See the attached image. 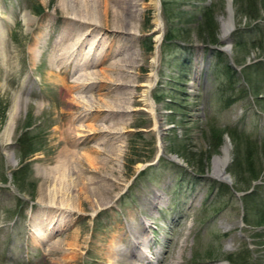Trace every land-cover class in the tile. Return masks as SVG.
I'll return each instance as SVG.
<instances>
[{
  "label": "rangeland",
  "instance_id": "374dc122",
  "mask_svg": "<svg viewBox=\"0 0 264 264\" xmlns=\"http://www.w3.org/2000/svg\"><path fill=\"white\" fill-rule=\"evenodd\" d=\"M101 1L80 23L65 0H0V264H264V0H159L158 30L152 0ZM205 5L234 89L202 46Z\"/></svg>",
  "mask_w": 264,
  "mask_h": 264
},
{
  "label": "bare ground",
  "instance_id": "6f19581e",
  "mask_svg": "<svg viewBox=\"0 0 264 264\" xmlns=\"http://www.w3.org/2000/svg\"><path fill=\"white\" fill-rule=\"evenodd\" d=\"M101 1V0H100ZM99 0H94V4H87V3H84V5L82 6L83 7V10H85V11H88V12H91L90 10L92 9V10H94L95 12H102V14L103 13H105V14H107L108 12H109V10H110V8H109V5L108 4H104V3H102V1L100 2ZM71 2V1H70ZM152 3H153V5H154V7H155V10H156V12H155V24H156V27H155V29H161L162 28V21H161V18H160V12H159V0H152ZM230 5H231V7H230V15L228 16V18L227 19H224L225 21H224V24H223V27H224V31H225V33L227 34L228 32H230L231 30H232V28L234 27V11H233V8H232V4H231V2L229 3ZM63 7V10H64V13L67 15V17L71 20V21H73V22H80L81 23V0H74V2H72L71 4H69V3H67V1L65 0V4L62 6ZM99 12V13H100ZM29 13H26L24 16H25V20L27 21H29L30 20V18L29 17H27V15H28ZM83 15H85L84 13H83ZM97 15V14H96ZM103 17H105V16H103ZM29 18V19H28ZM85 19V18H84ZM91 30H94L93 28L91 29ZM75 31H77V32H75ZM90 30H87L86 32H85V34L83 35H80L79 36V38L78 39H76V41L74 42V44H73V46L70 44V43H68V44H66L63 48H62V50H63V52H65V51H70V52H74L75 50H77L76 49V45H78L80 42H81V40H82V37L83 36H85V35H87V34H89L88 32H89ZM78 34V29L77 28H66V29H64V32L62 33V35H65L64 37H62L61 38V41H58V43H61V44H63L65 41H64V39H65V37H66V41H68V40H72L73 39V36L75 35H77ZM225 34V35H226ZM161 37H162V35L160 34V35H158L157 36V38H158V41L161 39ZM84 38V40L86 39V37H83ZM74 40H75V38H74ZM70 44V45H69ZM80 46V45H79ZM70 48V49H69ZM155 59V58H154ZM154 59H153V61H154ZM77 61V60H76ZM155 62V61H154ZM155 74V73H154ZM85 75V74H84ZM87 75V74H86ZM82 77V76H81ZM85 77H87V76H85ZM83 78V77H82ZM88 78H89V76H88ZM91 79V78H90ZM85 83V82H84ZM155 83L154 82H150V83H147V84H145L148 88L146 89V91L145 92H143L144 94H143V97L144 98H142V100H144V102H145V104L150 108V109H152V110H154V102H153V100H152V98H151V94H150V90H151V88L153 87V85H154ZM76 85V84H75ZM79 86V85H78ZM77 87V86H76ZM80 98V97H79ZM82 98V97H81ZM84 98V97H83ZM78 99V98H77ZM81 100V99H80ZM76 101V100H75ZM88 100H86V102H87ZM85 102V103H86ZM88 102H90V101H88ZM92 104V103H91ZM88 106V105H87ZM89 106H90V104H89ZM19 109H20V106H19V100L18 99H16L15 100V102H14V104H13V106L11 107V109H10V112H9V119H8V122H7V125H6V127H5V129H4V131H3V133H2V135H3V137H4V139L6 140V141H9V138H10V136H11V133H12V131H13V127H15L14 126V124H15V121H16V118L18 117V115H19ZM158 121V120H157ZM157 124V123H156ZM72 127L70 126V129H71ZM11 139V138H10ZM78 144H76L75 146H77ZM230 147H229V145H226L225 147H224V149H223V155L222 156H218L216 159H215V162H214V174L215 175H217L218 177H220V178H226V175H227V172H226V168H227V164L229 163V161H230V149H229ZM8 156H10V155H8ZM108 186H109V184H108ZM106 188V187H105ZM63 204V203H62ZM44 212V211H43ZM47 213L46 212H44L43 213V216H45ZM95 214V212L93 213V215ZM63 216L64 217H67V216H65L64 214H63ZM149 238V237H148ZM146 241H148V240H145V239H141V238H138L137 240H136V242H139V243H142V244H144V246H145V248H146V246H148L147 245V243H146ZM115 251V250H114ZM138 254H143V250H142V252H140V253H138ZM136 255V254H135ZM140 259V258H139ZM136 263H137V261L136 260H134ZM114 262V261H113Z\"/></svg>",
  "mask_w": 264,
  "mask_h": 264
},
{
  "label": "trees",
  "instance_id": "16d2710c",
  "mask_svg": "<svg viewBox=\"0 0 264 264\" xmlns=\"http://www.w3.org/2000/svg\"><path fill=\"white\" fill-rule=\"evenodd\" d=\"M240 0H235V3L238 2ZM257 3L252 2L250 4V6H254V7H257L256 6ZM213 7H210L208 5H205L204 6V9H203V14H202V21L200 22V25H199V33H200V38L202 39V41L205 43L204 46L207 48H209L208 50H211L212 52V56L216 58V63L214 65V70L217 69V71L219 73H221L222 75H227L229 74L230 72H232V80H230V83H229V87L230 89H234V81H233V77L235 76V74L237 75V72L234 71L232 65H230V63H228V60H227V56L225 55L224 51L216 48V47H213V46H217L219 43H220V39H219V24H218V21L215 17V10L212 9ZM248 7L246 6H243L241 5V11L243 13H248L247 15L250 16V18H256L258 16L259 13L258 10H254V11H248ZM251 10V9H250ZM166 39L169 41L172 39V36L170 33H168L166 35ZM175 37V35H174ZM238 43L241 44L242 43V40H238ZM236 62H241V60H237ZM224 63V66L221 67V64ZM226 63V64H225ZM212 69V68H211ZM210 69V70H211ZM215 71H213V74H214ZM221 75V76H222ZM217 77V76H216ZM238 89H239V86H238ZM241 92L242 94L238 97V98H244L247 94H248V91L245 89V86H243L241 88ZM238 98L236 99H232L230 100V103L231 102H234L236 101ZM20 141H25L26 139L24 138L23 135H21L19 137ZM21 144V142H20ZM22 145V144H21ZM37 149H28L27 150V154H33L34 152H36ZM255 178L256 175L254 176ZM224 186V185H222ZM221 187V186H220ZM223 190L224 188L221 187ZM223 190H221L220 192H222ZM226 190H230L228 188H226ZM225 190V191H226Z\"/></svg>",
  "mask_w": 264,
  "mask_h": 264
},
{
  "label": "water",
  "instance_id": "95a60500",
  "mask_svg": "<svg viewBox=\"0 0 264 264\" xmlns=\"http://www.w3.org/2000/svg\"><path fill=\"white\" fill-rule=\"evenodd\" d=\"M223 180L228 182V180H229L228 175H226V178H224Z\"/></svg>",
  "mask_w": 264,
  "mask_h": 264
}]
</instances>
